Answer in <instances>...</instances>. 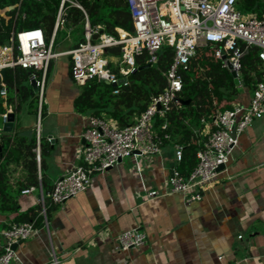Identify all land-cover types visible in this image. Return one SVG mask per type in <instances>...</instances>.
I'll use <instances>...</instances> for the list:
<instances>
[{
  "label": "crops",
  "instance_id": "1",
  "mask_svg": "<svg viewBox=\"0 0 264 264\" xmlns=\"http://www.w3.org/2000/svg\"><path fill=\"white\" fill-rule=\"evenodd\" d=\"M58 58L50 65L43 115L30 76L27 84L32 91L19 110L18 103L8 102V86L7 98L0 94L5 112L12 108L16 114L11 136L2 140L0 165L7 160L13 139L33 138L40 117L45 145L39 178L46 179L45 187L41 184L29 193L23 187L18 192L27 178L25 151L8 164L18 209L0 212V226L20 222L18 217L25 212L37 214L55 180L82 163L83 132L90 114L76 106L82 86L72 78L70 58L66 62ZM0 77L1 90L6 77ZM240 88L237 102L248 104L253 89ZM135 160L126 158L94 175L86 191L51 205L48 225L38 219L37 232L18 245L12 264H54L55 257L59 264H264V118L242 134L228 172L207 187L200 201L187 202L178 193L164 195L173 168L179 165L173 143H166L161 155L141 160V171ZM152 189L161 195L145 200ZM132 228L146 233L145 244L117 251V235Z\"/></svg>",
  "mask_w": 264,
  "mask_h": 264
},
{
  "label": "built area",
  "instance_id": "2",
  "mask_svg": "<svg viewBox=\"0 0 264 264\" xmlns=\"http://www.w3.org/2000/svg\"><path fill=\"white\" fill-rule=\"evenodd\" d=\"M66 2L85 12V41L72 49L54 50L58 29L64 28ZM133 19V31L117 28L118 35L110 34L104 25L92 26L84 7L76 0H61L55 32L48 42L42 28L21 30L16 40L0 44V72L21 67L31 70L30 80L36 82L40 109L44 105L45 91L53 59L69 56L71 75L80 86L92 80L114 85L115 94L129 86L131 75L137 70V57L149 65L156 64L162 48H173L172 62L164 73V89L151 94L147 108L134 117L131 124L121 126L112 117L89 115L83 137L85 139L82 163L75 165L53 183L49 202L41 198L33 220L12 222L0 226V264H12L18 258L14 245L22 243L37 232L41 222L48 225L51 205L61 204L86 191L96 174H104L126 158L134 157L138 171L143 169L141 160L161 155L163 146L172 139L167 131L169 122L158 123L159 118L179 109L180 94L184 88L183 72L197 50L208 44L215 47V56L223 66L229 63L237 71L242 86V57L245 48L257 47L264 66V17L244 14L238 0H128ZM98 38L94 39V35ZM245 45V46H244ZM120 47V58L109 56L107 49ZM225 56V58H224ZM113 63V66L111 65ZM118 68V72L115 71ZM0 94L7 98V85ZM8 112L2 113L7 120ZM264 118V71L257 81L248 104L233 103L232 107L217 110L203 118L202 130H194L199 148L197 164L189 175H183L177 166L168 179L164 195L182 194L187 202L200 201L207 187L229 170L233 153L240 138L255 120ZM41 118L36 126V160L41 165ZM177 164L182 161L185 145L174 144ZM223 166V168H221ZM36 187L23 190L29 193ZM161 194L149 190L143 198L150 200ZM39 218L42 220L39 222ZM242 238V235L239 236ZM147 235L140 228L125 230L117 235L115 249L128 251L145 244ZM54 264H59L55 257Z\"/></svg>",
  "mask_w": 264,
  "mask_h": 264
},
{
  "label": "trees",
  "instance_id": "3",
  "mask_svg": "<svg viewBox=\"0 0 264 264\" xmlns=\"http://www.w3.org/2000/svg\"><path fill=\"white\" fill-rule=\"evenodd\" d=\"M76 1L84 7L92 26L104 25L106 31L113 35H118L117 28L134 30L128 0ZM60 5L61 0H0V44H7L12 39L16 40L17 32L32 28H42L49 42L55 32ZM65 6V25L56 32L55 51H58L57 47L60 44L59 35L65 29L72 33L77 32V38L69 49L85 41V12L70 2H66ZM238 6L244 14L264 17V0H238ZM107 53L117 58L122 55L120 47L108 48ZM173 56V48L166 45L162 48L156 64L149 65L143 57H137L138 67L131 75L130 85L122 87L118 94L114 93L116 88L114 85L97 80L87 82L82 86V91L75 101L78 110L88 112L90 115L112 117L121 126L133 123L134 114L138 115L147 108L151 94H157L164 89L166 85L164 73L169 68ZM242 62V86L253 89L257 81L262 78L264 71L258 56V48H245ZM111 65L113 66V63ZM115 71L118 72V68H115ZM30 74L31 70L21 67L7 71L4 81L10 91L8 102L11 105L18 103L17 110L31 94L32 89L27 84ZM183 78L184 88L180 94V100L183 102L179 109L172 110L166 119L159 118L158 123H163L164 120L169 122L167 131L172 139L166 143L185 145L178 169L186 176L192 172L198 162L196 152L199 144L194 129H202L204 126L202 119L212 116L217 110L231 108L233 103L238 101L241 88L235 82L231 71L223 66L221 59L215 56V47L212 44L202 46L197 50L190 60L189 70L183 72ZM38 98V96L35 98L37 102ZM42 108L41 115H43L44 105ZM5 110L3 102L0 101V112L4 113ZM44 145V140L41 138L42 159L39 167L35 151L36 132L29 142L20 137L11 141L6 150L8 151L7 160L0 165V212L9 213L18 209L16 196L9 185L7 170L8 164L17 160L21 152L25 151L26 154L27 178L19 186L18 192L23 187H39L41 184L46 186L44 175L41 179L39 178V169L44 167ZM46 198L49 202V196ZM35 215L36 211L32 210L20 214L18 219L20 222L33 220Z\"/></svg>",
  "mask_w": 264,
  "mask_h": 264
},
{
  "label": "water",
  "instance_id": "4",
  "mask_svg": "<svg viewBox=\"0 0 264 264\" xmlns=\"http://www.w3.org/2000/svg\"><path fill=\"white\" fill-rule=\"evenodd\" d=\"M97 38H98V34L94 35V39H97ZM224 58H225V56H224ZM228 69L231 71L235 82L237 84H239L238 73L236 70H234L232 68V65L230 63L228 65ZM0 74L3 76V78H5L6 74H7V70H5V69L2 70L0 72ZM31 84L34 88V91L37 92L38 88L36 86V82H32ZM181 102H183V101L181 100ZM15 121H16V114L14 112L8 113V117H7L6 121L4 120L3 114L0 113V156L2 155V152L4 149V144L2 143V140L5 138H9L11 136V133H12L14 126H15ZM221 168H223V166H221ZM13 247H14V249H17L18 244H15Z\"/></svg>",
  "mask_w": 264,
  "mask_h": 264
},
{
  "label": "rangeland",
  "instance_id": "5",
  "mask_svg": "<svg viewBox=\"0 0 264 264\" xmlns=\"http://www.w3.org/2000/svg\"><path fill=\"white\" fill-rule=\"evenodd\" d=\"M77 38V32H70L68 29L61 31L59 35L60 44L57 47L58 51H64L71 48ZM70 57L69 56H60L57 60L58 62L64 61L66 62ZM136 115L134 114V117Z\"/></svg>",
  "mask_w": 264,
  "mask_h": 264
}]
</instances>
